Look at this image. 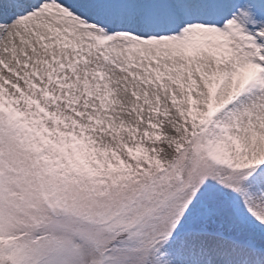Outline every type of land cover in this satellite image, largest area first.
Masks as SVG:
<instances>
[{"label":"snow or ice","instance_id":"snow-or-ice-1","mask_svg":"<svg viewBox=\"0 0 264 264\" xmlns=\"http://www.w3.org/2000/svg\"><path fill=\"white\" fill-rule=\"evenodd\" d=\"M0 264H264V0H0Z\"/></svg>","mask_w":264,"mask_h":264}]
</instances>
